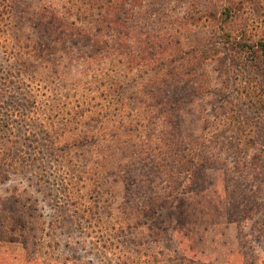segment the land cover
I'll use <instances>...</instances> for the list:
<instances>
[{"label": "rangeland", "instance_id": "1", "mask_svg": "<svg viewBox=\"0 0 264 264\" xmlns=\"http://www.w3.org/2000/svg\"><path fill=\"white\" fill-rule=\"evenodd\" d=\"M12 1L0 0V264H264V244L253 233L259 215L243 219L235 209L229 215L223 192L228 187L234 199V191L264 180L257 173L246 175L243 186L226 184L225 177L240 176L212 141L216 135L236 140L214 112L244 84L234 74L221 76L226 68L207 60L209 51L201 54L214 44L197 16L219 7L211 0H116L119 19L131 16L125 22L140 35L147 23L159 32L189 23L180 36L183 55L163 67L182 75L158 85L161 95L151 98L142 88L155 72L123 77L125 69L109 61L102 68L112 62L120 73L111 83L136 88L109 87L84 63L96 45L60 31L57 20L99 29L105 0L92 7L82 0ZM245 8L253 17L262 11L255 19H264V0H246ZM40 25L54 29L47 45ZM219 51L237 57L223 46ZM48 137L55 153L44 146ZM165 201L182 207L183 216L160 222L154 212ZM185 253H196L197 261L185 260Z\"/></svg>", "mask_w": 264, "mask_h": 264}, {"label": "trees", "instance_id": "2", "mask_svg": "<svg viewBox=\"0 0 264 264\" xmlns=\"http://www.w3.org/2000/svg\"><path fill=\"white\" fill-rule=\"evenodd\" d=\"M97 1L82 0L81 3L87 4L86 2H89L88 6L92 7ZM105 1L107 2V6L105 8L101 7L103 12L100 13L98 19V23L100 24L99 29L93 30L91 27L79 26L78 23L73 22L63 24L61 20H57L58 25L61 27L60 31H68L74 37H85L84 39L89 41V45H96L94 47V53L89 55L88 59L84 60V63L87 68L96 69L105 80V84L109 87L115 86V89L117 88L119 90L121 88L126 91L130 90L131 86L135 87L134 82L131 86L127 84L124 87H118V85H115L116 83H111L114 79H117V76H120V73H117L118 68L114 67V63H112L113 61H117L125 69V75L123 77H129L131 76L129 73L135 71L137 73L140 71L138 73L139 75L144 72L147 74L149 70L155 72L152 79L146 82L142 89L151 98L160 96L162 88L158 87V85L162 84L166 86L169 84V80L182 75V70L175 69V67L166 71H163V67L168 62H175L180 55H183L178 52L181 45L180 36L187 30L189 23H180V29H175L173 32L169 29H166L165 32L163 30L159 32L155 26L147 23L141 26L140 35L136 32L135 27L131 28L125 22L127 19H131V16H126L124 20L119 19V11L123 10V8L121 5H118L116 0ZM211 1L214 6L219 7L215 13L210 12L208 15L203 16L200 11H196V9L195 11L193 9L191 10V12H200L201 16H197L201 20L200 22H207L211 35L209 43L214 44L209 49L202 47L203 51L201 54L203 55L209 51L210 53L206 57L207 60H210L214 64L220 63L226 68V70L223 69L221 72V76L224 73L226 76L234 74L235 80L241 79L244 83L242 88L235 89L237 92L235 100L229 101V99H226V108H223L224 110L216 109L214 112V118L221 120V124L227 126L229 132H237V134L234 133L236 140L234 141L228 137L216 135L212 138V141L215 148L219 150L222 148L223 151L231 156L232 163L234 164V168L232 169L233 173L240 176L238 180L225 177L224 182L226 184H234L237 182L243 186V184H247L246 175L257 178L258 173L259 177L264 180V19H260V21L255 19L262 14V11H258L254 17L250 13H247L245 8L246 0ZM252 1L254 2V0ZM116 12L118 13L116 14ZM54 18H56V15H54ZM151 26L155 28L152 29ZM148 28L152 29V31H147ZM163 29L165 28L163 27ZM37 30L45 40L44 44L47 45V41L52 40V35L49 32L54 29L40 25ZM220 46L227 49V54L231 53L230 50H232L235 55L236 51L237 57H229L223 54L224 52L219 51ZM105 47L107 48L106 53H100ZM135 52L138 53L135 54ZM227 60L238 66V68L234 70L231 67H227L226 63L223 64V61L226 62ZM109 61H112V67L109 69L102 68L103 66L110 65ZM186 63L188 66L190 65L188 59H186ZM197 75L200 78V74L197 73L192 75V77H197ZM205 87L206 85H200L198 89L200 88V91L204 93L203 90ZM123 99V95H121L118 103L116 100H113V102L117 103L118 107H120V100L123 101ZM157 101L158 99H155V102ZM240 107L242 109H239ZM20 118L22 117L20 116ZM3 126L8 129L11 127L9 123H4ZM247 128H250V130L246 131ZM26 130L34 134V137H38L39 133L35 129ZM10 133L12 134L13 132L10 130ZM47 139V143L44 146L46 150H50V153H52L54 151L52 145L53 139L51 137ZM6 140L8 144L11 143L9 147V150H11L13 141L9 137H6ZM242 143L245 145L247 154L241 150ZM244 154L246 157H250L249 161L246 158L243 159ZM249 171H252V173L249 174ZM190 172V175H192L193 171ZM198 175V177L204 180V169H201ZM221 185L224 186L223 183ZM255 186L248 189H244L243 187L242 189L246 190L243 192L234 191L232 194L239 196L234 199H232L228 187H225V191L223 192L225 194V203L226 196L228 197V204L226 205L227 210H229V215L233 213V209L240 211L243 219L245 216L252 218L255 214L259 215L258 221L256 222L257 227L255 225L253 233L264 244V184H260L256 189ZM215 191L221 196V190L218 185L215 187ZM148 211L151 213L154 212L151 208ZM181 211L182 207H168L165 201L161 205L160 210L154 212V216L161 222L166 217L169 219H172L173 216L182 217L183 214ZM18 222L21 223V219H18ZM177 222L181 224V219L178 218ZM165 229L167 231L169 230V228ZM177 232V229H174V234ZM27 241L24 240L23 245H26ZM184 255L185 260L195 262L198 259L196 253L194 256L193 253L192 256H187L186 253ZM246 261L247 259L244 261V264H246ZM251 264H257L256 259Z\"/></svg>", "mask_w": 264, "mask_h": 264}]
</instances>
